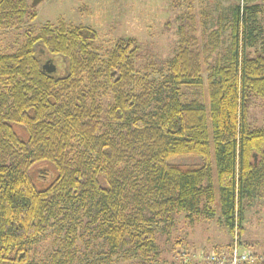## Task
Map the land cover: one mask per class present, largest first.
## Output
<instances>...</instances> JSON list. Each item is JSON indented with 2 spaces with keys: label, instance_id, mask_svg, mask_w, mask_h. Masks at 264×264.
<instances>
[{
  "label": "trees",
  "instance_id": "16d2710c",
  "mask_svg": "<svg viewBox=\"0 0 264 264\" xmlns=\"http://www.w3.org/2000/svg\"><path fill=\"white\" fill-rule=\"evenodd\" d=\"M260 8L235 7L230 49L216 57L214 31L200 48L181 25L160 69L137 38L102 52L94 27L62 17L0 54V264H47L32 245L55 226L68 245L102 239L106 260L148 264L158 227L170 232L181 212L220 213L241 238L245 211L264 198V125L246 116L251 96L264 102ZM36 16L28 0H0V30ZM40 51L66 72L43 69ZM186 88L207 96L187 99ZM43 164L54 170L46 185L36 179ZM63 252L49 264H81Z\"/></svg>",
  "mask_w": 264,
  "mask_h": 264
},
{
  "label": "rangeland",
  "instance_id": "374dc122",
  "mask_svg": "<svg viewBox=\"0 0 264 264\" xmlns=\"http://www.w3.org/2000/svg\"><path fill=\"white\" fill-rule=\"evenodd\" d=\"M32 5V0H28ZM259 4V29L264 34V0H42L35 5L37 16L27 18L18 28L0 30V54L17 50L26 39L28 30L38 32L46 22L57 24L59 17L74 24H84L94 27L99 34L97 44L102 52L123 36L137 38L147 52L156 69L164 67L165 61L174 54L179 43L181 25L188 28L189 33H195L200 48L204 41L210 39L211 33L217 35L214 41L213 56L225 55L231 44V27L234 9L237 5ZM33 6V5H32ZM214 31V32H213ZM212 45V44H211ZM211 47V46H210ZM254 51V48H252ZM42 63L57 64L62 75L66 72V61L60 57L48 59L46 52L37 53ZM212 56V57H213ZM203 75L207 74L208 64L203 62ZM152 74H159L152 70ZM187 99H205L206 89H185ZM247 122L250 128L264 125V102L257 96H251L247 101ZM186 162L187 159L177 160ZM36 173L38 184H48L54 170L48 164L38 166ZM179 213L170 232H162L158 227L156 238L157 256L150 257L148 264H217L213 254L222 255L228 264L233 252V236L224 217L219 213L212 218ZM245 233L241 237L243 250L253 249L257 257L264 254V198L258 199L244 214ZM90 238L87 233H84ZM68 234L61 227H51L37 242L32 245L36 252L35 260L49 264L57 251H64V259L70 255L81 264H143L141 258L128 254H119L106 260L107 249L99 241H85L78 237L67 244ZM147 258V257H146ZM148 259V258H147ZM102 260V262H101ZM256 261L247 264H263Z\"/></svg>",
  "mask_w": 264,
  "mask_h": 264
},
{
  "label": "built area",
  "instance_id": "2783aa9c",
  "mask_svg": "<svg viewBox=\"0 0 264 264\" xmlns=\"http://www.w3.org/2000/svg\"><path fill=\"white\" fill-rule=\"evenodd\" d=\"M233 252L228 260V264H247L256 262L257 260L262 262L264 261V254L262 256L257 257V253L253 251V249L243 250L241 248V238L238 235V226L236 224L235 230L233 232ZM212 258L215 259L217 264H226V258L222 255L213 254Z\"/></svg>",
  "mask_w": 264,
  "mask_h": 264
},
{
  "label": "water",
  "instance_id": "95a60500",
  "mask_svg": "<svg viewBox=\"0 0 264 264\" xmlns=\"http://www.w3.org/2000/svg\"><path fill=\"white\" fill-rule=\"evenodd\" d=\"M42 0H32V5L35 6L37 5L39 2H41ZM49 62H47L44 66L43 69H45L48 73H53L56 69L55 64H48ZM48 65V66H47Z\"/></svg>",
  "mask_w": 264,
  "mask_h": 264
},
{
  "label": "flooded vegetation",
  "instance_id": "af4514ba",
  "mask_svg": "<svg viewBox=\"0 0 264 264\" xmlns=\"http://www.w3.org/2000/svg\"><path fill=\"white\" fill-rule=\"evenodd\" d=\"M46 61H47V59H46ZM49 61V60H48ZM46 63H43V66L45 65ZM48 66V65H47ZM55 67H56V69H55V71L57 72L58 70H59V66L57 65V64H55ZM54 71V72H55Z\"/></svg>",
  "mask_w": 264,
  "mask_h": 264
},
{
  "label": "crops",
  "instance_id": "0c3cea01",
  "mask_svg": "<svg viewBox=\"0 0 264 264\" xmlns=\"http://www.w3.org/2000/svg\"><path fill=\"white\" fill-rule=\"evenodd\" d=\"M188 214V213H187ZM189 216V215H188Z\"/></svg>",
  "mask_w": 264,
  "mask_h": 264
}]
</instances>
